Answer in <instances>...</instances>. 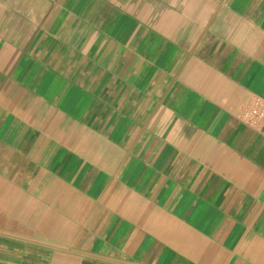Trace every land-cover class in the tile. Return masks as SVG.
<instances>
[{"label":"crops","instance_id":"0c3cea01","mask_svg":"<svg viewBox=\"0 0 264 264\" xmlns=\"http://www.w3.org/2000/svg\"><path fill=\"white\" fill-rule=\"evenodd\" d=\"M0 264H264V0H0Z\"/></svg>","mask_w":264,"mask_h":264},{"label":"built area","instance_id":"2783aa9c","mask_svg":"<svg viewBox=\"0 0 264 264\" xmlns=\"http://www.w3.org/2000/svg\"><path fill=\"white\" fill-rule=\"evenodd\" d=\"M256 111H257V109L253 108L249 112H256Z\"/></svg>","mask_w":264,"mask_h":264}]
</instances>
